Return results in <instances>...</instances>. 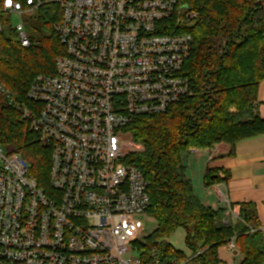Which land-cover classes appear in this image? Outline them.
<instances>
[{
	"label": "built area",
	"instance_id": "1",
	"mask_svg": "<svg viewBox=\"0 0 264 264\" xmlns=\"http://www.w3.org/2000/svg\"><path fill=\"white\" fill-rule=\"evenodd\" d=\"M53 6L61 11L53 35L66 53L53 75L33 80L32 108L0 83L51 149L42 184L24 157L0 145V264H185L157 249L141 254L135 218L148 217L152 201L131 162L138 149L128 128L194 95L184 75L194 40L182 29L197 14L180 0H0V54L4 33L30 48L28 27L40 11L54 16ZM224 210L225 226L240 220L236 206ZM258 229L264 234V224ZM236 243L224 246L233 257Z\"/></svg>",
	"mask_w": 264,
	"mask_h": 264
},
{
	"label": "trees",
	"instance_id": "2",
	"mask_svg": "<svg viewBox=\"0 0 264 264\" xmlns=\"http://www.w3.org/2000/svg\"><path fill=\"white\" fill-rule=\"evenodd\" d=\"M198 14L190 26L193 46L184 75L194 95L160 115L139 117L128 128L145 151L131 162L150 182L152 205L148 211L158 223L157 233L140 243L144 259L153 250L166 259L185 264H221L219 250L234 237L243 260L239 264L264 262V234L256 207L240 205V220L225 226L224 209L202 204L196 196L183 156L192 149L209 150L225 143L232 156L239 141L264 135V119L256 110L258 89L264 81V0H180ZM56 14L40 11L31 24L32 46L23 48L15 33L1 40L0 83L10 90L18 105L32 108L28 97L38 75H53L55 61L65 55L64 45L53 35L60 21ZM0 145L7 154H20L31 165V174L47 184L51 149L38 142L22 110L10 104L0 91ZM206 173L207 187L229 180ZM186 230L185 245L191 256L166 240L178 229ZM251 228L257 229L251 232ZM198 252H201L197 255Z\"/></svg>",
	"mask_w": 264,
	"mask_h": 264
},
{
	"label": "crops",
	"instance_id": "3",
	"mask_svg": "<svg viewBox=\"0 0 264 264\" xmlns=\"http://www.w3.org/2000/svg\"><path fill=\"white\" fill-rule=\"evenodd\" d=\"M256 110L264 119V81L259 85ZM230 153L231 147L225 143L209 150L192 149L183 156L187 178L203 205L225 209L229 202L240 209L241 204L251 203L264 224V135L239 141L232 156ZM209 170L220 178L228 172L229 180L207 187L205 177Z\"/></svg>",
	"mask_w": 264,
	"mask_h": 264
},
{
	"label": "rangeland",
	"instance_id": "4",
	"mask_svg": "<svg viewBox=\"0 0 264 264\" xmlns=\"http://www.w3.org/2000/svg\"><path fill=\"white\" fill-rule=\"evenodd\" d=\"M191 12H194V11H191ZM24 19L26 21L29 20L27 16H25ZM184 19L186 21V17ZM192 20L190 22L189 21L184 22L183 28L190 26V23L192 22ZM18 23H19V20L17 18H14L13 25L16 26ZM28 30H29V33L32 34V29L30 26L28 27ZM133 143L135 147L138 149V154L143 153L145 151L142 145L137 144L135 141H133ZM135 220H136V224H138V234L137 235L141 240L154 236L157 233V229L159 225L153 217L148 216L144 218L141 216H137ZM185 237H186V230L180 227V229H178L177 232H175L166 241L170 243L175 249L182 251L186 255L191 256L190 251L187 249L185 245ZM219 256H220L219 257L220 261L222 262L221 264H239L240 259L243 260L241 254H238L237 257L236 256L232 257L230 252L226 250V248H223V246L219 250Z\"/></svg>",
	"mask_w": 264,
	"mask_h": 264
},
{
	"label": "water",
	"instance_id": "5",
	"mask_svg": "<svg viewBox=\"0 0 264 264\" xmlns=\"http://www.w3.org/2000/svg\"><path fill=\"white\" fill-rule=\"evenodd\" d=\"M239 254V252L238 251H235L234 252V255L237 257V255Z\"/></svg>",
	"mask_w": 264,
	"mask_h": 264
}]
</instances>
